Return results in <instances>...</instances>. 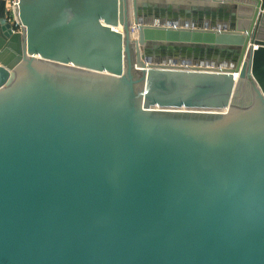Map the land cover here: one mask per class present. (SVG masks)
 Here are the masks:
<instances>
[{"label":"water","instance_id":"95a60500","mask_svg":"<svg viewBox=\"0 0 264 264\" xmlns=\"http://www.w3.org/2000/svg\"><path fill=\"white\" fill-rule=\"evenodd\" d=\"M19 19L0 17V264H264V0Z\"/></svg>","mask_w":264,"mask_h":264},{"label":"built area","instance_id":"2783aa9c","mask_svg":"<svg viewBox=\"0 0 264 264\" xmlns=\"http://www.w3.org/2000/svg\"><path fill=\"white\" fill-rule=\"evenodd\" d=\"M18 4L19 0H5L6 14L4 17H6L7 20L12 22L15 29H20L23 25L19 19Z\"/></svg>","mask_w":264,"mask_h":264},{"label":"crops","instance_id":"0c3cea01","mask_svg":"<svg viewBox=\"0 0 264 264\" xmlns=\"http://www.w3.org/2000/svg\"><path fill=\"white\" fill-rule=\"evenodd\" d=\"M211 13H208V17L211 19L215 16L217 17V21H220L222 18L225 19L227 17V8L221 7V8H215V9H210ZM214 12V13H213Z\"/></svg>","mask_w":264,"mask_h":264},{"label":"bare ground","instance_id":"6f19581e","mask_svg":"<svg viewBox=\"0 0 264 264\" xmlns=\"http://www.w3.org/2000/svg\"><path fill=\"white\" fill-rule=\"evenodd\" d=\"M18 13H19V9H18ZM102 24L107 26V29H110V30H113V31H115V30L122 31L121 24H119V23L118 24H113V23L111 24V23H106L104 20H102ZM207 69H212V67H208ZM168 107H170V106H168ZM173 108L177 109V108H180V107H173ZM182 109H192V108H189L187 106H183ZM227 109H228L227 107H224V108H222V111H226Z\"/></svg>","mask_w":264,"mask_h":264},{"label":"trees","instance_id":"16d2710c","mask_svg":"<svg viewBox=\"0 0 264 264\" xmlns=\"http://www.w3.org/2000/svg\"><path fill=\"white\" fill-rule=\"evenodd\" d=\"M6 8H5V0H0V16H5Z\"/></svg>","mask_w":264,"mask_h":264}]
</instances>
